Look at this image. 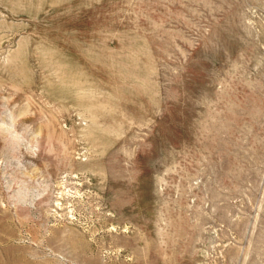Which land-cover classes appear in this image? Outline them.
Returning a JSON list of instances; mask_svg holds the SVG:
<instances>
[{"label": "rangeland", "instance_id": "obj_1", "mask_svg": "<svg viewBox=\"0 0 264 264\" xmlns=\"http://www.w3.org/2000/svg\"><path fill=\"white\" fill-rule=\"evenodd\" d=\"M0 264H264V0H0Z\"/></svg>", "mask_w": 264, "mask_h": 264}]
</instances>
